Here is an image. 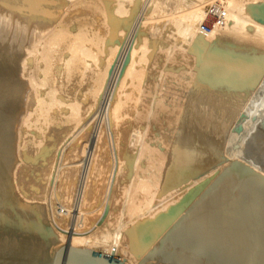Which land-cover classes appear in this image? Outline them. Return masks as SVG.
Instances as JSON below:
<instances>
[{"label": "bare ground", "instance_id": "bare-ground-1", "mask_svg": "<svg viewBox=\"0 0 264 264\" xmlns=\"http://www.w3.org/2000/svg\"><path fill=\"white\" fill-rule=\"evenodd\" d=\"M258 1L0 0V219L264 264Z\"/></svg>", "mask_w": 264, "mask_h": 264}, {"label": "water", "instance_id": "water-1", "mask_svg": "<svg viewBox=\"0 0 264 264\" xmlns=\"http://www.w3.org/2000/svg\"><path fill=\"white\" fill-rule=\"evenodd\" d=\"M0 264H181L85 240L38 223L0 219Z\"/></svg>", "mask_w": 264, "mask_h": 264}, {"label": "built area", "instance_id": "built-area-1", "mask_svg": "<svg viewBox=\"0 0 264 264\" xmlns=\"http://www.w3.org/2000/svg\"><path fill=\"white\" fill-rule=\"evenodd\" d=\"M226 18V12L219 4H211L206 12L203 22L199 25V31L209 34L222 25Z\"/></svg>", "mask_w": 264, "mask_h": 264}, {"label": "rangeland", "instance_id": "rangeland-1", "mask_svg": "<svg viewBox=\"0 0 264 264\" xmlns=\"http://www.w3.org/2000/svg\"><path fill=\"white\" fill-rule=\"evenodd\" d=\"M256 6H258V7H262V6H264V2L263 1H258L257 3H256ZM176 92H174L173 94H172V92L171 91H169V93H168V91H167V93H164V95H163V92H162V95L163 96H165L164 98H163V96H162V98H163V101L164 100H166V101H164V102H166L169 106H171V107H178V108H180V105L179 104H181L182 103V101L178 98V96L175 94ZM166 94V95H165ZM169 94V95H168ZM167 96V97H166ZM171 100V101H170ZM174 105V106H173ZM177 105V106H176ZM179 105V106H178ZM264 121V120H263ZM262 122H260L259 123V125L261 124ZM264 136V135H263ZM263 139V141H264V137L262 138ZM225 167H226V165H225Z\"/></svg>", "mask_w": 264, "mask_h": 264}]
</instances>
